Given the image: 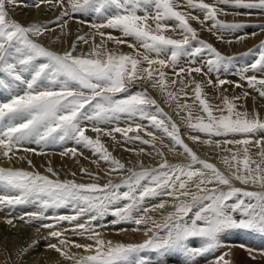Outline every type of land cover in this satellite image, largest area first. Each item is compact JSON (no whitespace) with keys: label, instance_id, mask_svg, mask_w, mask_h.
<instances>
[{"label":"snow or ice","instance_id":"snow-or-ice-1","mask_svg":"<svg viewBox=\"0 0 264 264\" xmlns=\"http://www.w3.org/2000/svg\"><path fill=\"white\" fill-rule=\"evenodd\" d=\"M184 3L185 0H34V8L46 13L59 8L60 14L49 22L24 25L10 15L9 6H17L18 0H0V97H5L0 99V154L12 159L9 154L15 155L20 149L35 153L36 149L26 147L29 144L39 145L43 150L73 141L91 150L97 162H106L107 175L119 173L125 177L119 182L108 179L103 185L85 184L51 179L38 171L0 167V192L5 193L0 194V205L9 210L18 205H36L37 211L25 214L28 222L50 219V209H72V215H56L52 223L40 225L49 230L46 240H57V243H47L46 247L69 264H151V257L141 255L145 252L155 253L157 264H168L171 258L179 259V264H198V258H207L218 251L221 254L208 264H232L231 259H226L231 248L228 252L221 251L228 247L223 243V236L239 231L264 236V190L248 191L235 186L239 182L264 189V135H258L264 133V119L258 112L239 110L242 105L237 101L246 100L247 92L243 97H223L222 104L216 105L210 103L205 92L207 85L214 84L210 73L219 74L233 66L234 59L252 55L256 58L240 72L249 87L264 97V78L244 75L249 71L264 73V41L241 57L225 56L211 43L198 38L197 29L189 21L199 17L177 10ZM218 4L249 10L237 15L264 14V0H214L212 4L186 0L189 9H198L204 14L201 25L212 22L209 30L238 32L258 27L264 31V24L220 21L218 14H224V10ZM77 14L95 18L87 21L91 31L77 36L63 54L33 39L52 31V25L63 32L68 20ZM106 29L118 30L124 38L131 37L133 42L128 46L133 52L125 54L109 49V41L116 45L128 41ZM166 31L178 33L180 38L166 35ZM97 36L99 42H96ZM81 43L89 44L87 52L77 53V45ZM181 58H186L188 66L181 64ZM169 67L172 76L164 71ZM193 73L208 78L198 81ZM144 81L160 90L166 102H173L178 115L186 113L181 118L191 132L207 137L203 143L228 153L221 157L229 169L227 174L214 163L201 159L185 143L177 124L147 89L133 90L134 85ZM226 83L230 82L217 76L216 85ZM192 85L194 98L189 104L188 99L192 97L186 89ZM122 119L131 123L120 127ZM137 119L148 123H137ZM110 125L115 127L109 128ZM149 127L167 136L190 160L170 163L157 150L163 160L157 167H145L139 161V170L126 168L100 139L103 135L115 140L114 134L120 133L126 142L140 141L155 147L157 137L147 130ZM89 128L97 134L96 138L86 134ZM142 131L152 139H144L140 135ZM191 139L200 141L201 137L193 135ZM227 145L238 147L233 150ZM253 147L258 149L259 160L251 154ZM130 150L138 155L145 151L144 148ZM77 151L76 147L65 149L62 155L75 156ZM28 163L31 165V160ZM47 171L58 176L52 167ZM82 171L94 180L101 178L86 169ZM165 198H171L174 209L162 222H157L149 213L164 210L169 203ZM154 199L160 202L147 207V202ZM109 215L114 217L112 224L130 221L151 225L145 234L152 232V235L141 243L105 240L98 229ZM63 222L71 225L76 235H87L93 243L79 244L62 238L68 231L58 227ZM7 223L13 225V220L8 219ZM191 240L199 243L193 246ZM39 244L38 240L27 244L17 257L23 261ZM72 245L92 254L78 256L70 252Z\"/></svg>","mask_w":264,"mask_h":264},{"label":"bare ground","instance_id":"bare-ground-1","mask_svg":"<svg viewBox=\"0 0 264 264\" xmlns=\"http://www.w3.org/2000/svg\"><path fill=\"white\" fill-rule=\"evenodd\" d=\"M204 2L212 4L214 3V0H204ZM33 3L34 0H18L17 6H9L10 15L16 21L24 25H28L31 23H44L52 21L57 15L60 14L59 8H57L55 11L46 13L43 10H38L34 8L32 6ZM217 7L224 10V14H218V19L222 22L245 23L250 25L264 24V14L237 15V13H245L249 10L243 8L237 9L231 5L224 4H218ZM177 10L186 13L190 12L192 15L199 17V20L189 21L191 25L197 29L198 38L207 43H211L219 52H221V54L225 56L241 57L242 54L248 53L249 50L255 49V47L257 48L262 42L261 40L264 38V31H261L258 27H247L238 32L225 30H220L219 32H217L214 29L209 30L211 29L212 22L207 21L204 25H201L200 21L204 19V14L198 9H189L186 6V0L185 3L182 4ZM252 11L255 12L254 10ZM90 19L94 20L95 18L77 14L72 19L68 20V23L65 26L63 32L59 27L52 25L51 27L53 28V30L47 31L49 33L48 35H45V32L43 36L35 37V39L37 38V42L41 43L44 47H47L51 51L54 50L63 54L64 51L70 49V46L76 41L77 36L84 35L85 33H89L91 31L90 26L87 22ZM81 21L84 22L81 23ZM168 23L174 24L175 22L168 21ZM105 31L110 32L116 37L126 39L128 41V43L120 45H116L113 42L109 41L107 44V47L109 49L125 54L133 52V49L128 46L129 43L133 42L131 37H122L121 33L118 30L106 29ZM252 33H255V35H251ZM165 34L173 35L174 38H180L178 33L173 34L170 31H166ZM215 37H220V40H223V44H219V42L215 41ZM237 37H243V39H237ZM61 39H64L65 41H59ZM99 40L100 37L97 36L96 42H99ZM91 43L92 41L90 40L89 44ZM89 44H78L77 53L87 52L89 50ZM75 54L76 53H74V55ZM255 58V56L249 55L241 59H234L233 66L229 67V69L221 71L219 74L215 72L210 73L209 76L213 80L214 84L207 85L205 87V92L207 93V97L210 103L214 105L222 104L223 97H243L244 93L247 92L249 93V96L246 98V100L237 101L238 105H242L239 110L244 111L246 109L250 114L258 112L260 118L264 119V97H261L259 94H256L259 93L256 89L249 87L247 81L242 78L240 72V69L243 66H245L248 62L254 60ZM197 63H199V61ZM181 64L184 66H188L186 58H181ZM145 67H147L146 64ZM164 71L168 72L169 76H172V69L170 67L164 69ZM205 71H207V69H205ZM233 71L235 73V76L232 74ZM192 75L195 76L196 80L198 81H204L208 78L205 77L203 74L193 73ZM244 75H256L258 78H264V73L260 72L249 71ZM217 76H219V79L231 81V84L225 86L216 85L215 82L217 80ZM176 79L177 81H179L178 77H176ZM237 85L240 86L237 87ZM134 86H136L137 88L147 89L149 95H151L157 100V103L160 105L161 108H163L164 112L171 117L172 121L177 124L180 129L181 138L184 139L185 143H187L201 159H205L208 162L214 163L226 174L229 172V169L223 164L221 159V157L228 155V153L221 151V149L219 148L203 143L202 141L207 139L204 134L191 132L187 128L186 121L181 118L186 116L185 112H180L178 115L177 112L174 110V103L171 101L166 102L164 94L160 90L152 88L150 86V82H138ZM191 87H194V85L186 89V91H188L189 93V97H192L188 99L189 104L193 103L194 98L191 92ZM172 90H175V86H173ZM4 98L5 97H0V99ZM183 99L184 98H182L181 102H183ZM195 110L196 109L194 107V111ZM136 122L143 123L145 125H147L148 123L145 121H139V119H137ZM126 123L131 122L122 119L119 121V126L125 127ZM108 127H115V125H110ZM147 130L153 131L154 135L157 137V139L154 141L155 147H153V144L143 145L140 141H136L135 143L126 142L120 133L114 134L115 140H113L110 136L103 135H101L100 139L102 143H104L108 151L112 154V156L120 160L121 163H124L126 168H134L135 170H139V161H143L145 167H157L163 162L162 158L157 155V150L162 152L164 154L163 158L167 159L170 163H185L190 160V157H188L187 154H183L182 149L179 146H174L170 139L165 136L162 132L152 129L151 127H149ZM88 132L89 133H87V135L91 136L92 138H96L97 134L93 133L90 128ZM135 134L136 133H130L129 135ZM140 135H142L144 139H152L151 137H148L143 131L140 132ZM193 135H199L201 137V140L193 141L191 139ZM258 135H264V133ZM26 147L34 148L36 149V152L25 153L22 149H20L15 153V155H12L11 153L9 154L10 156H12V159L4 158L2 154H0V167H11L14 169L38 171L42 175H48L51 179L58 178L61 181L75 180L77 183L85 184L99 183L103 185L108 179H112L113 182H119L125 178L119 173H112L111 175H107L106 173H108L109 171V165L103 161L97 162V156L94 155L91 150L84 149L81 146L76 145L73 141H67L62 144L50 145L43 150H41V147L36 144H29L26 145ZM73 147H76L78 149L77 154L75 156L62 155L65 149ZM227 147L233 148V150H235V147L238 146L227 145ZM140 148H144L145 151L143 153H140L139 155L136 151L130 150H138ZM41 151H43V154H40ZM250 151L254 159H260V157L256 155V153L258 152L257 148L253 147ZM20 157H25V159H20ZM28 160H31V165L28 163ZM48 167H52L53 170L58 174V176H52V174L47 171ZM82 169H86L88 173H91L93 175H99L101 178L99 179V181L94 180L89 175L85 174ZM249 185L252 186L243 187L239 182H235L236 187H241L248 191L264 190L259 185ZM121 191H124V189H121ZM0 194L5 193L0 192ZM165 199H168L169 203L166 204L164 210H158L149 213V215L152 216V218L157 222H162L167 213L174 209V204L171 202V198ZM159 202V199L150 200L147 202L146 206L150 207L151 204H156ZM34 211H37V206L33 204L18 205L11 210L0 205V264H69V262L57 252L46 247L47 243H57V240H46L45 238L48 237L49 230L40 227V225L44 223H52V217H55L56 215H72V209H50L48 211L50 219L42 221L33 220L31 222H28L29 217H27L25 214ZM21 216H24L23 220L20 219ZM189 216H191V213L189 214ZM8 219L13 220V225H9L7 223ZM83 219L84 218H82V220ZM113 219L114 217L109 215L105 218L103 222H101L102 227L100 228L104 230L101 236L105 240H111L113 243H141L152 235V232H148L147 235L145 234L147 227H150L151 225H136L130 221L112 224L110 223V221H112ZM125 226L131 228V230L136 233L138 237L136 239H133L131 235L126 232L127 230H125ZM58 227L62 229H68V231L64 233V236L62 238H65L69 241H74L75 243L79 244L93 243V241L87 238V235H76L71 230V225H69L67 222L61 223ZM100 228L98 229V231H100ZM107 230L111 231L113 236L115 237L108 238L105 234V231ZM239 232L228 233L227 235L222 237L223 243L228 247H224L221 251L228 252L230 247L232 252L229 253V256H227L226 259H231L232 264H249L248 262L250 260L248 258L250 257H264V241L260 238H255L254 236L246 235L243 233L239 234ZM34 240L40 241L39 246L34 251H32L29 256H26L23 261H21L17 257V253L22 247L32 243ZM238 240L239 244H235L236 241L238 242ZM190 243L193 246H196L199 241L191 240ZM240 245H245V247H240ZM69 250L70 252L77 254L78 256L92 254L85 252L83 249H78L74 245H72ZM10 254L11 258H9ZM220 254V251H218L209 255L207 258H198V264H208L209 260H214L215 257L219 256ZM141 255L151 257V264H157L158 258L156 257L155 253L145 252ZM168 264H179V259L171 258L168 261Z\"/></svg>","mask_w":264,"mask_h":264},{"label":"rangeland","instance_id":"rangeland-1","mask_svg":"<svg viewBox=\"0 0 264 264\" xmlns=\"http://www.w3.org/2000/svg\"><path fill=\"white\" fill-rule=\"evenodd\" d=\"M234 8H236V7H234ZM238 9V8H237ZM241 9V8H240ZM255 11V10H254ZM221 18H223V17H221ZM55 32V31H54ZM49 33L48 32H46L45 33V35H48ZM49 38V37H48ZM57 38H59V37H57ZM219 38V39H218ZM33 39H35V37H33ZM36 40H37V38H36ZM59 41H65L64 39H61V40H59ZM215 41H217V42H219V44H223V40L221 41L220 40V37H215ZM261 41H264V38L261 40ZM252 46V45H251ZM47 48V47H46ZM253 48V47H252ZM256 48V47H255ZM50 50V49H49ZM54 51V50H53ZM56 52V51H55ZM59 53V52H58ZM61 54V53H60ZM232 74L235 76V73H234V71L232 72ZM232 76V75H231ZM231 79V78H230ZM228 81V80H227ZM230 83H226V84H224L223 86H225V85H230L231 84V81H229ZM135 88H137L136 86H134L133 87V90H135ZM149 93V92H148ZM256 94H259V93H256ZM145 122H147V121H145ZM89 131V130H88ZM86 132V134L87 133H89V132ZM68 162V161H67ZM241 184V183H240ZM243 187H249L250 185H243V184H241ZM252 186V185H251ZM250 186V187H251ZM123 224V223H122ZM125 225H127V224H125ZM126 227V229L125 230H127L126 232L128 233V234H130L131 235V237L133 238V239H136L138 236H137V234L136 233H134L132 230H131V228H129V227H127V226H125ZM102 232H104V230H102L101 228H100V234L102 235ZM132 233V234H131ZM241 233H243V234H246V235H250V236H254L255 238H260L261 240H263L264 241V238H263V236H261V235H256V234H251V233H249V232H247V231H240L239 232V234H241ZM105 234H106V236L108 237V238H111V237H115V236H113V234H112V232L111 231H105ZM135 234V235H134ZM238 234V235H239ZM248 242H251V241H248ZM235 244H239V240H238V242L236 241V243ZM232 253V252H231ZM250 261L248 262L249 264H264V257L263 256H261V258H260V256L259 257H255V256H253V257H250V258H248ZM259 259V260H258ZM261 259V260H260ZM254 261V262H253ZM258 261V262H257Z\"/></svg>","mask_w":264,"mask_h":264}]
</instances>
